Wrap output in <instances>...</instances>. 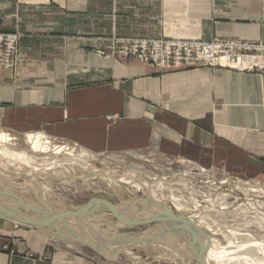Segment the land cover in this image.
Here are the masks:
<instances>
[{
	"label": "crops",
	"instance_id": "obj_1",
	"mask_svg": "<svg viewBox=\"0 0 264 264\" xmlns=\"http://www.w3.org/2000/svg\"><path fill=\"white\" fill-rule=\"evenodd\" d=\"M0 32L22 36L18 65L0 67L1 131L41 134L96 154L156 152L264 176V74L162 70L112 53L114 37L264 42V0H0ZM3 217L0 264H123L58 242L70 236ZM83 242L100 243L112 258L113 249L138 245Z\"/></svg>",
	"mask_w": 264,
	"mask_h": 264
},
{
	"label": "rangeland",
	"instance_id": "obj_2",
	"mask_svg": "<svg viewBox=\"0 0 264 264\" xmlns=\"http://www.w3.org/2000/svg\"><path fill=\"white\" fill-rule=\"evenodd\" d=\"M65 145L76 148V151L80 149L75 144L64 140L54 138L51 140L39 135H32V137H26L25 135L13 136L0 130V148L7 147L12 150L23 152L26 155H34V158L40 156L44 157L48 153L57 151L61 146ZM90 160L97 167H107L117 172V174L137 172L139 175L143 176L142 178L146 183L155 184L153 187L160 197L162 205L180 211V215L173 214L176 217H181L182 215L196 220L200 225L203 239H214L218 244L220 243L221 246L224 247V245H227L228 247V245H230L232 248L235 246L234 244L236 242L242 243L255 239L264 241V176L247 177L234 174L220 166L205 167L193 161L172 159L156 152L134 155L94 153L93 158ZM0 164V176L2 174V177H7L6 179H9L6 180V182L10 181L7 182L9 187L17 186L16 189L19 191L21 186H27V188L29 186V189L38 192L42 190L43 186H46V200L54 203L57 208H62L64 210H70L71 208L79 210V207H81V209H83V207H90L98 210L96 211L98 212L97 214H105L104 217L101 218V220L103 218L107 219L105 220V224L103 220L99 223L100 227L104 228V230L110 225V227L107 228L110 231L107 233V238L109 239L115 237V235L131 233L133 237L152 235L157 239L164 238L162 241L163 244L171 243V236L174 231H172L170 226L164 225V227L157 220H151L149 223L137 222L129 226H120L121 221L129 220V218H136L133 211L130 209L127 210L123 205V202L126 200L135 198L137 199L136 203L138 205H136L138 207L150 209L145 205L148 195L147 192H144L145 190L143 188L137 190L138 187L129 188L124 185L120 186L118 192L123 196L124 199L122 200L118 193L115 195L104 181L97 178H90L91 180L87 179L86 181L83 179L84 181H82V178L75 177L71 180V178H69L71 174L64 168H58L56 170L57 177H53L52 179V176H17L12 168L5 167L1 162ZM73 170L72 174L77 176H81L84 172L79 168ZM13 176L16 177L13 179L10 178ZM11 179L13 182L15 181L14 184H11L13 183ZM29 180H32V183L29 182ZM243 181L254 187L251 188L249 186L248 188H243L241 184ZM36 183L41 185H36ZM18 185L20 186L19 188ZM29 195L32 196V193H29ZM59 199L62 200L60 201ZM212 199L213 201L211 202ZM207 202H210L211 206ZM64 203H66V205ZM198 213L201 215L198 216ZM111 225H115L116 228H113ZM178 240L180 242L179 244H183L182 238ZM58 242H60L61 245L68 244L73 246L84 253L98 257L101 256L91 247L82 244L72 237L69 239H59ZM137 244L138 245H130L127 249H129L130 255L135 257L138 256L137 258L140 264H144L146 261L150 264H184L182 262L176 263L175 260L177 259L169 256L168 253L162 256L164 257V259L162 258L163 260L156 261V255H159L160 251H158L155 246L147 245L150 244L149 242ZM111 246H117V242H115V244L113 243ZM174 251L181 253L178 249ZM104 253L108 254L107 250H105ZM115 261H120L123 264H135L132 259L125 254L120 255Z\"/></svg>",
	"mask_w": 264,
	"mask_h": 264
},
{
	"label": "bare ground",
	"instance_id": "obj_3",
	"mask_svg": "<svg viewBox=\"0 0 264 264\" xmlns=\"http://www.w3.org/2000/svg\"><path fill=\"white\" fill-rule=\"evenodd\" d=\"M39 136H41V134ZM26 137H32V135H27ZM79 148L80 149L76 151V148L69 147V146L65 145V146H61L57 151H54L52 153H48L44 157L40 156V157L34 158L33 157L34 155H32V156L26 155L23 152L12 150V149H9L7 147H2V148H0V162L5 167L12 168V170H14V173H16L15 175H17V176H20V175H23V176H25V175L29 176L30 175L33 177L34 176H36V177L52 176L51 178L53 179V177H57L56 170L58 168L59 169L64 168L65 170H67L71 174V175L69 174L71 176V177L69 176V178H71V180L73 179V177L82 178V181H84V180L86 181L87 179H90V178H92V179L97 178L99 180L104 181L109 186V189L115 195L118 193L119 197L122 200L124 198L118 192V188H120V186L124 185V186L129 187V188L138 187L137 190L139 188H143L145 190L144 192H147V195H148V198L146 199L145 205L148 206L150 209H143V208L138 207L137 206L138 204L136 203L137 199H135V198L131 199V200L130 199L126 200L125 202L122 201L123 205L127 208V210L130 209L133 211L136 218H129V220L121 221L120 226L121 227L122 226H129L130 223L134 224L137 222L149 223L151 220H157L163 226L164 225L170 226V228L172 230H174L175 236H173V233L171 231V233H172V236H171L172 237V239H171L172 245L171 246H175L176 248H178V250H180L181 253H178V252L172 251V250L168 251V247L165 248V245L162 242L164 240V238L163 239L158 238L159 239L158 240L157 238L153 237L152 235L151 236L150 235H147V236L141 235L139 237H137V236L133 237V236H131V233H129V234L123 235V236L129 235L128 238H123L121 240H113L112 238L109 239L106 237V235L108 233L107 228H109L110 225L105 230H104V228L100 227V223L102 222V220H103L104 224H105V220H107L104 218L101 220V218L104 217V215H105L102 212H101L102 215L97 214L98 212H96V211H98V210H95V209L90 208V207L89 208L83 207V209H81V207H79V206H78L80 208L79 210L78 209H72V208L70 210H64L62 208H57L54 205V203L46 201V198L44 196H42V195L47 196V193H46L47 187L46 186H43L42 190L37 192V191H33V189H29L30 188L29 186L27 188V186H21L20 187L18 185V188L20 187L22 190L28 191V193H24V191L23 192L20 191V188L18 191V189H16L17 186L16 187L15 186L9 187L7 182H10V181L6 182V180H9V179H6L7 177H5V178L2 177L3 176L2 174L0 176V192H3V193H5V195H8L10 197H2L0 195V203H6L7 202L8 204L15 207V211L22 215V216H20V218L22 220L25 217L36 218L35 219L36 226L43 228L50 235H56L59 233L63 236H68V237L70 236V237L77 238V239L80 238L83 241L100 240V241H103V242H106V243H109L112 245H113V243L115 244V242H117V245L119 244L121 246L128 244V243H131L130 240H134L137 238L152 239L151 241H149L150 245L153 246L154 244H157L158 246H160V249L164 247L163 250L165 251V249H166L167 250L166 253H168L169 256L174 257V259H177V260H175L176 263L182 262L184 264H264V241H259V240L254 238L255 240L246 241L248 243L236 242L234 244L235 246H233V248L230 245H228V247L230 246L228 248L227 245H224V247L221 246L220 243L218 244L214 239L213 240L203 239V236L201 235L200 225L198 224V222L196 220H194L190 217L182 216V215H181V217L180 216L176 217L174 215H180L181 214V213H179L180 211L175 210V209L170 208V207H165L162 205V203H161L162 201H161L160 197L157 195L156 190L153 187L155 184L152 185V184L146 183L144 181V179L142 178L143 176L139 175L137 172H125L123 174H117V172L110 170L107 167L106 168L97 167L90 160L93 158L94 153L89 151L86 148H83V147H79ZM75 168H79L82 171H84L83 174L81 176H77L75 174H72V171H74L73 169H75ZM15 177L16 176H13L10 178L13 179ZM12 179H11V181H12ZM49 180H51V179H49ZM31 181L29 180V182H31ZM34 181H33V183H34ZM14 182L11 184H14ZM47 182H48V180H47ZM43 183H45V182H43ZM83 183H85V182H83ZM241 184H242L243 188H245V187L248 188L249 186L251 188L254 187V186H252V185H250L244 181L241 182ZM36 185H41V184L36 183ZM50 187H52V186H50ZM100 189H103V188H100ZM120 191H121V189H120ZM29 193H32L33 197L30 196ZM50 194H51V192H50ZM55 196H58V195H55ZM212 201H213V199L211 200V202ZM138 202H139V200H138ZM21 203H23V204H21ZM66 203H64V204L66 205ZM19 204L26 207L28 210L23 208ZM27 204H29V205H27ZM140 204H143V203H140ZM208 204L210 205V202ZM8 207H9V205H8ZM210 208H212V207H210ZM225 208H228V207H225ZM63 212L77 213V214L81 215L82 217H80L81 218L80 221H74V220L69 219L66 221H59V222L52 223V224L46 223V222H48V218H50L52 216L51 214L63 213ZM170 213H172V214H170ZM40 214L43 215V217L45 219L38 217V215H40ZM198 214H199L198 216L201 215L200 213H198ZM117 218H118V216H117ZM197 218H199V217H197ZM2 219L13 221L14 223H20L16 220L8 218L6 216H4ZM98 220H101V221H98ZM204 224H206V223H204ZM183 225L187 226L188 228L195 230V233H196L195 238L191 235L190 232L186 231L184 228L177 229L179 226L181 227ZM114 226H112V227L116 228V226L115 227ZM60 228H63L62 230H64V231L63 232L58 231ZM138 234H144V233H138ZM179 238L180 239L182 238L183 244H179L180 243L178 240ZM94 243H97L99 245L100 251L103 254L111 257V255L103 252L104 249L102 248L100 243H98V242H94ZM232 243H234V242H232ZM231 245H233V244H231ZM202 248H203L204 252L201 251ZM156 249H158V251H160L159 255H156V258H157L156 261L157 260L161 261V259L162 258L164 259V257H160V254L164 251L160 250L159 248H156ZM121 250L122 251H120L119 249H117V250L113 249L112 251H110L111 252L110 254L113 255L115 253L116 255L114 258H116V259L119 258L120 255L126 254L132 259V261H134L135 264H140V262L138 261V258H137L138 256L135 257L133 255H130L131 254L130 252L126 253V251H123V249H121ZM146 257H148V256H146ZM144 264H150V263L149 262L147 263V261H146V263H144Z\"/></svg>",
	"mask_w": 264,
	"mask_h": 264
},
{
	"label": "built area",
	"instance_id": "obj_4",
	"mask_svg": "<svg viewBox=\"0 0 264 264\" xmlns=\"http://www.w3.org/2000/svg\"><path fill=\"white\" fill-rule=\"evenodd\" d=\"M18 32H0V67L13 69L21 57ZM112 53L134 57L162 70L205 66L264 74V42L236 38H113Z\"/></svg>",
	"mask_w": 264,
	"mask_h": 264
},
{
	"label": "water",
	"instance_id": "obj_5",
	"mask_svg": "<svg viewBox=\"0 0 264 264\" xmlns=\"http://www.w3.org/2000/svg\"><path fill=\"white\" fill-rule=\"evenodd\" d=\"M0 213H2L4 216L8 217V218H11V219H14L18 222H20L21 224H29V225H32V226H36V221L35 219L36 218H32V217H25L23 220L19 217V216H16V215H12V214H9L5 207L0 203ZM52 216L50 218H48V224H52V223H56V222H59V221H66V220H74V221H80V217H82L81 215L77 214V213H67V212H63V213H53L51 214ZM38 217H41V218H44L41 214L40 216ZM40 219V218H39ZM45 219V218H44ZM130 225H132V223H130ZM37 227V226H36ZM180 228H184L186 231L190 232L191 235L195 238V230L194 229H191V228H188L187 226L183 225V226H179L177 229H180ZM174 231V230H172ZM79 242H81L82 244L84 245H87L89 247H91L92 249H94L96 252H98L102 257L106 258V259H109V260H116V258H112V257H109L105 254H103L101 251H100V247L98 244L96 243H88V242H83L82 239L78 238L77 239ZM152 239H147V238H137V239H134V240H130V242L132 243H145V242H149L151 241ZM202 252L203 251V248L201 249Z\"/></svg>",
	"mask_w": 264,
	"mask_h": 264
}]
</instances>
